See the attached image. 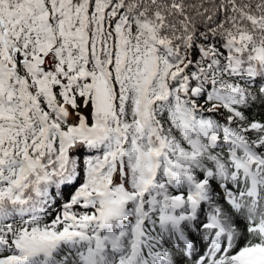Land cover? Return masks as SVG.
I'll list each match as a JSON object with an SVG mask.
<instances>
[{
    "label": "snow or ice",
    "instance_id": "6c2138e0",
    "mask_svg": "<svg viewBox=\"0 0 264 264\" xmlns=\"http://www.w3.org/2000/svg\"><path fill=\"white\" fill-rule=\"evenodd\" d=\"M0 264H264V0H0Z\"/></svg>",
    "mask_w": 264,
    "mask_h": 264
},
{
    "label": "trees",
    "instance_id": "16d2710c",
    "mask_svg": "<svg viewBox=\"0 0 264 264\" xmlns=\"http://www.w3.org/2000/svg\"><path fill=\"white\" fill-rule=\"evenodd\" d=\"M72 191H73V189H69V190H67V192H66V197H67L68 195H70Z\"/></svg>",
    "mask_w": 264,
    "mask_h": 264
}]
</instances>
